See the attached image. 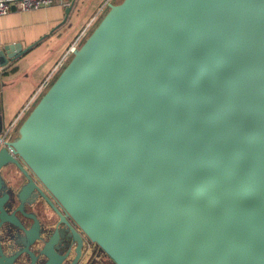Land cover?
Returning <instances> with one entry per match:
<instances>
[{"label":"water","instance_id":"1","mask_svg":"<svg viewBox=\"0 0 264 264\" xmlns=\"http://www.w3.org/2000/svg\"><path fill=\"white\" fill-rule=\"evenodd\" d=\"M24 52L5 45L0 67ZM2 120L0 95V188L13 163L19 199L58 202L85 235L74 264L94 246L114 264H264V0H111L4 140Z\"/></svg>","mask_w":264,"mask_h":264},{"label":"crops","instance_id":"2","mask_svg":"<svg viewBox=\"0 0 264 264\" xmlns=\"http://www.w3.org/2000/svg\"><path fill=\"white\" fill-rule=\"evenodd\" d=\"M108 1L59 0L30 11L14 7L0 16V50L13 44L25 50L16 61L0 67L3 132L18 121L69 48Z\"/></svg>","mask_w":264,"mask_h":264},{"label":"flooded vegetation","instance_id":"3","mask_svg":"<svg viewBox=\"0 0 264 264\" xmlns=\"http://www.w3.org/2000/svg\"><path fill=\"white\" fill-rule=\"evenodd\" d=\"M1 174L3 183L0 188V207L4 209L7 217L10 216L17 219V223L12 220L1 222L0 218V243L2 250L0 259H3V256H11L20 248H29L33 253H23L21 256L31 257V264L34 256H36V264L45 261H49L48 264H61V256H65L67 253H69L71 260L65 262V264H74L77 255L76 250L79 245V240L74 231L80 233L82 254L85 250L86 239L71 217L66 214L50 194L43 190V187L35 179V183L43 191L34 189L29 196L24 197L22 195L23 199H19L17 194L28 183V179L16 164L6 165L1 169ZM22 202L23 207L20 209ZM1 212L2 210L0 215ZM31 241L34 244L29 246ZM39 243L42 246H39ZM110 262L113 263L105 253H98L97 247L94 246L89 250V256L84 264H110Z\"/></svg>","mask_w":264,"mask_h":264},{"label":"built area","instance_id":"4","mask_svg":"<svg viewBox=\"0 0 264 264\" xmlns=\"http://www.w3.org/2000/svg\"><path fill=\"white\" fill-rule=\"evenodd\" d=\"M56 1L59 0H0V16H4L7 15L8 13H10L14 7H18L19 9L23 10V11H30V10H36L42 7H46V6H50L53 3H55ZM111 1V0H110ZM108 1V2H110ZM108 4V3H107ZM103 10V9H102ZM91 26V25H90ZM89 29V28H88ZM88 29H86V31H84L79 37L78 39L75 41V43L69 48V50L67 51L66 55H64L62 61L59 63V65L55 68L53 74L46 80V82L44 83L42 89L37 93V95L34 97L32 103L35 101V99L40 95V93L43 91V89L46 87V85L48 84V82L50 81V79L52 78V76L55 74V72L58 70V68L62 65V63H64V61L69 57V55L72 53V51L74 50V48L78 45V43L83 39V37L86 35ZM31 103V104H32ZM29 104L27 106V108L25 109V111L29 108V106L31 105ZM24 111V112H25ZM22 116V115H21ZM20 116V117H21ZM16 121L13 123V125H11L9 128H7L4 132H3V136H2V140L4 139H8L11 135L12 132L14 130V127L16 125Z\"/></svg>","mask_w":264,"mask_h":264},{"label":"rangeland","instance_id":"5","mask_svg":"<svg viewBox=\"0 0 264 264\" xmlns=\"http://www.w3.org/2000/svg\"><path fill=\"white\" fill-rule=\"evenodd\" d=\"M110 264H114V263L110 262Z\"/></svg>","mask_w":264,"mask_h":264}]
</instances>
